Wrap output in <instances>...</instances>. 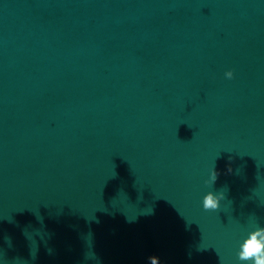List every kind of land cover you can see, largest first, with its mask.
<instances>
[{
    "label": "water",
    "instance_id": "1",
    "mask_svg": "<svg viewBox=\"0 0 264 264\" xmlns=\"http://www.w3.org/2000/svg\"><path fill=\"white\" fill-rule=\"evenodd\" d=\"M257 233L264 0H0V264H252Z\"/></svg>",
    "mask_w": 264,
    "mask_h": 264
},
{
    "label": "clouds",
    "instance_id": "2",
    "mask_svg": "<svg viewBox=\"0 0 264 264\" xmlns=\"http://www.w3.org/2000/svg\"><path fill=\"white\" fill-rule=\"evenodd\" d=\"M224 75L226 78L231 79L233 72L231 69H228L225 71ZM221 198L222 195L220 194L206 197V207L209 209H216ZM239 247V256L243 261H252V264H262V262H264V236H260L259 233L256 235H246L240 242Z\"/></svg>",
    "mask_w": 264,
    "mask_h": 264
}]
</instances>
